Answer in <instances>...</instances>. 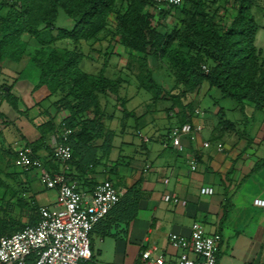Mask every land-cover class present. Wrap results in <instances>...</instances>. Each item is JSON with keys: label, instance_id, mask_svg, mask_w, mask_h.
I'll return each mask as SVG.
<instances>
[{"label": "crops", "instance_id": "0c3cea01", "mask_svg": "<svg viewBox=\"0 0 264 264\" xmlns=\"http://www.w3.org/2000/svg\"><path fill=\"white\" fill-rule=\"evenodd\" d=\"M259 1L264 5V0ZM207 2L219 17L226 15L225 0ZM147 8L163 21L164 28L182 25L180 20L184 16L179 8L171 9L161 18L160 7L149 4ZM256 14L259 40L264 37V10ZM60 45L70 46L71 42ZM81 45L83 51L88 49V53L84 52V70L98 67L95 72H88L104 69L107 76L123 80L120 96L124 99L118 100L113 94L101 99L105 124L114 131L111 150L105 155L100 152L101 162L83 171L74 163L54 158L64 119L70 114L55 104L60 95H51L45 87L36 88L38 77L32 72L24 73L29 66L27 56L2 67L0 88L7 83L5 88L11 86L10 93L18 97V108L9 103L6 95L0 97V152L3 153L0 161L7 156L0 165V175L4 174L9 183L13 181L17 186L8 199L11 217L29 223L38 218V207L58 206V191L41 182L37 169L25 171L18 167L17 172H12L9 167L15 166L17 143L31 142L49 171L76 178L80 189L89 197L99 182L109 178L124 194L138 188L136 216L125 223L111 215L97 223L91 233L93 257L82 264H139L143 252L152 244L158 246L155 255L176 260L181 251L170 245L169 235L173 232L190 235L197 221L208 233L222 236L217 264H264V208L253 203L256 196L264 197V109L250 103L242 108L207 83L181 96V100L154 99L151 92L139 87L136 71L128 69L129 54L120 43L108 37ZM163 83L165 88H172ZM178 90L181 88L174 92ZM208 100L209 105H204ZM131 118L136 121L135 134L128 131ZM50 120L55 130H45L46 138H43L39 126ZM184 122L202 129L194 140L184 135V149L178 151L168 142L167 135L170 128ZM7 129H11L10 136L5 134ZM205 141L211 145L204 146ZM101 143L100 140L98 145ZM219 143L222 148L218 147ZM3 144H8L7 150ZM192 156L197 159L196 170L189 163ZM205 185L213 186L214 193L202 194L200 190ZM166 194L180 201H165ZM17 200H23L22 206H18ZM33 205L37 206L35 211Z\"/></svg>", "mask_w": 264, "mask_h": 264}, {"label": "trees", "instance_id": "16d2710c", "mask_svg": "<svg viewBox=\"0 0 264 264\" xmlns=\"http://www.w3.org/2000/svg\"><path fill=\"white\" fill-rule=\"evenodd\" d=\"M225 1L226 15L219 17L217 10H210L207 0H183L180 5H157L154 0H0V62L17 63L14 60L20 62L27 56L28 67L34 69L31 74L36 77L38 73L36 88L45 87L51 95H60L55 104L70 113L64 119V129H73L67 141L73 156L67 163L83 171L100 163V152L108 154L113 145L114 131L105 124L102 96L113 94L118 100L124 99L120 96L121 77L113 79L104 69L97 73L84 70L83 42L110 37L124 46L129 54L128 69L136 71L139 87L151 92L154 99L181 100V96L207 83L242 108L250 103L264 109V51L256 44L260 27L256 13L263 11L264 5L259 0ZM149 4L160 7V18L179 8L184 16L182 25L164 28L163 21L147 8ZM60 9L74 21L71 28L57 27ZM64 41L71 45L60 46ZM29 43L36 45V54H25ZM151 60L172 72L171 89L165 88L155 74L157 66ZM6 84L0 88V97L6 95L9 103L18 108V97L5 88ZM52 122L39 126L43 138L45 130H55ZM25 143L39 157L35 146ZM17 203L22 206L23 200ZM138 205V188H132L106 218L114 215L118 222H130ZM32 207L37 209L36 205ZM0 208V236L11 235L39 219V207L38 218L29 223L12 218L8 202ZM35 259L33 254L29 262L33 264Z\"/></svg>", "mask_w": 264, "mask_h": 264}, {"label": "built area", "instance_id": "2783aa9c", "mask_svg": "<svg viewBox=\"0 0 264 264\" xmlns=\"http://www.w3.org/2000/svg\"><path fill=\"white\" fill-rule=\"evenodd\" d=\"M158 4L180 5L183 0H154ZM205 70L207 67L204 66ZM201 127L191 123L176 125L167 135L168 142L178 151H183V136L197 138ZM73 133L72 128H65L61 139L55 144L53 155L64 163L71 160L72 148L68 138ZM210 141L204 146L209 147ZM15 164L29 171L37 169L41 182L49 189L58 191V206L49 208L39 207L38 222L26 225L22 230L11 235L0 236V264H31L29 258L35 254L33 264H82L93 257L91 233L101 220L116 206L124 194L115 184L105 179L99 182L90 197L80 189L79 181L69 179L65 173L51 172L41 158L33 154V150L25 141L17 143ZM222 148V144H218ZM192 170L197 169V159L190 157ZM213 186L205 185L200 192L211 195ZM165 201L179 198L166 194ZM183 203L185 201H182ZM256 206L264 208V197L253 199ZM220 233H208L201 222H194L190 235L173 232L169 235L170 245L179 249L180 255L176 260H169L162 254L155 255L158 246L152 244L142 254L139 264H217L221 242ZM190 253L198 257H191Z\"/></svg>", "mask_w": 264, "mask_h": 264}, {"label": "rangeland", "instance_id": "374dc122", "mask_svg": "<svg viewBox=\"0 0 264 264\" xmlns=\"http://www.w3.org/2000/svg\"><path fill=\"white\" fill-rule=\"evenodd\" d=\"M56 25H57V27H67V28H71L74 25V21L71 18L67 17V15L65 14V12H64L63 9H60L59 17H58V20L56 22ZM257 42L260 45V47L262 46L261 48H263L262 50L264 51V37L262 39L256 40V44H257ZM258 44H257V46L259 47ZM60 46H62V45H60ZM35 50H36V45L34 43H29V45L27 46V49H26L27 52L25 54H27V55L36 54L35 53L36 52ZM86 51H88L87 47L85 48V51L84 52L85 53H88ZM116 52H118V50H116ZM14 61L15 62H19L17 60H14ZM151 62H152V65H154V66L156 65L157 66V62L156 61L151 60ZM11 65H12V62L9 61V60H5L4 62L2 61V62H0V70H1L2 67L11 66ZM32 69L33 68H31V67H27V69H26V71L24 73H26L27 75H29V72ZM89 70H92L90 72H95L96 70H98V67L89 68ZM37 74H36V77H38ZM155 74L158 76V78L161 79V81L167 83L166 85H171V84L174 83V76H173L172 72H169L167 70V67L165 65L157 66V68L155 69ZM7 87H9V86H7ZM231 101L237 103V101H235V100H231ZM196 104H197V102H196ZM204 105L208 106L209 105V100L206 101L204 103ZM11 129H7L5 131V134L7 136H10L11 135L10 134L11 133L10 132ZM128 131L131 134H135L136 133V121H135L134 118H131V122L129 124V130ZM7 136H6V138H8ZM3 146L6 148V150L8 149V144H5V145L3 144ZM1 152H2V150H1ZM1 152H0V156L3 155V153H1ZM6 157H7L6 155L3 156V161H2L3 163L0 161V165H3L4 164V161H5ZM14 164H15V162H14ZM9 167H10V169H11L12 172H17V170H18V167H16V164H15V166L13 164H11V165H9ZM0 177H1V180H0V207H1V206H5L6 205V203L9 201L8 199H9L10 194L15 191V188L17 186L13 183V181H11V183H9L10 180H7L4 174H1ZM2 198H4V200H1ZM0 213H1V208H0ZM0 218H1V215H0Z\"/></svg>", "mask_w": 264, "mask_h": 264}, {"label": "water", "instance_id": "95a60500", "mask_svg": "<svg viewBox=\"0 0 264 264\" xmlns=\"http://www.w3.org/2000/svg\"><path fill=\"white\" fill-rule=\"evenodd\" d=\"M7 90H9V87H6Z\"/></svg>", "mask_w": 264, "mask_h": 264}, {"label": "bare ground", "instance_id": "6f19581e", "mask_svg": "<svg viewBox=\"0 0 264 264\" xmlns=\"http://www.w3.org/2000/svg\"><path fill=\"white\" fill-rule=\"evenodd\" d=\"M110 179V178H109Z\"/></svg>", "mask_w": 264, "mask_h": 264}]
</instances>
